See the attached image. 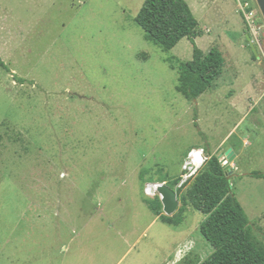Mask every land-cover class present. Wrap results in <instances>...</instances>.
Returning a JSON list of instances; mask_svg holds the SVG:
<instances>
[{
    "label": "rangeland",
    "instance_id": "obj_1",
    "mask_svg": "<svg viewBox=\"0 0 264 264\" xmlns=\"http://www.w3.org/2000/svg\"><path fill=\"white\" fill-rule=\"evenodd\" d=\"M146 0H0V264H200L208 215L182 200L188 152L240 147L232 191L264 242V17L256 0H186L224 70L197 101L135 18ZM250 16V23L245 15ZM248 35L257 47L254 55ZM26 80L19 83L14 76ZM207 155V153H206ZM180 206L164 224L148 184ZM162 214L165 215L162 210ZM167 216V215H165ZM157 217V218H156Z\"/></svg>",
    "mask_w": 264,
    "mask_h": 264
},
{
    "label": "trees",
    "instance_id": "obj_2",
    "mask_svg": "<svg viewBox=\"0 0 264 264\" xmlns=\"http://www.w3.org/2000/svg\"><path fill=\"white\" fill-rule=\"evenodd\" d=\"M135 22L143 29L145 39L165 52L172 51L183 39L191 42L193 58L190 61L183 62L175 57L167 60L171 69L178 71L176 91L185 99L197 101L223 72L221 54L215 48L206 53L198 46L199 21L186 0H146ZM0 68L11 72L1 56ZM14 78L19 83L26 82L16 75ZM206 153L205 165L182 196L184 202L208 215L200 231L214 252L200 264H264V242L255 234L246 210L234 195L220 159L208 147ZM251 176L264 178L260 172H253ZM155 201L150 203V209L164 224H182L181 219L162 214L160 198Z\"/></svg>",
    "mask_w": 264,
    "mask_h": 264
},
{
    "label": "built area",
    "instance_id": "obj_3",
    "mask_svg": "<svg viewBox=\"0 0 264 264\" xmlns=\"http://www.w3.org/2000/svg\"><path fill=\"white\" fill-rule=\"evenodd\" d=\"M242 5V9L245 12L247 9H250V4L248 2H243V0H239ZM247 21L250 23V16L245 15ZM262 57L264 58V52H262ZM207 155L205 149L203 147H197L191 149L183 163L182 172L179 178L178 187H184L186 185H190L193 180L197 177L202 167L205 165L207 161ZM160 184H148L146 187V194L149 196H157L158 188Z\"/></svg>",
    "mask_w": 264,
    "mask_h": 264
},
{
    "label": "water",
    "instance_id": "obj_4",
    "mask_svg": "<svg viewBox=\"0 0 264 264\" xmlns=\"http://www.w3.org/2000/svg\"><path fill=\"white\" fill-rule=\"evenodd\" d=\"M256 1L259 5L260 10H261L263 17H264V0H256ZM247 37H248V40L250 42V45L253 49L255 56L260 59L259 51H258L257 47L255 46L253 39L251 38L250 35H248ZM218 158L220 159L222 165L224 166V170L227 172V174L228 175H229V173L232 174L233 169H232L231 162H233L236 158L233 150L232 149L228 150L226 152L225 156L220 155V156H218ZM158 193H159L162 205H163V211H164L165 215H167V216L173 215L178 210V208L180 206V202L178 199L177 192L174 189H172L171 187H169L167 184L163 183V184L159 185Z\"/></svg>",
    "mask_w": 264,
    "mask_h": 264
},
{
    "label": "crops",
    "instance_id": "obj_5",
    "mask_svg": "<svg viewBox=\"0 0 264 264\" xmlns=\"http://www.w3.org/2000/svg\"><path fill=\"white\" fill-rule=\"evenodd\" d=\"M206 1V4H208V6H214V7H217V8H220L219 7V3L221 4L220 0H205ZM221 150V149H220ZM220 150L217 152L216 156H218V153L220 152ZM232 150L233 152L235 153V160H234V169H237L238 168V165L236 163V160L240 157V154L242 153L240 151V147H232ZM213 155H215V153L213 152L212 153ZM220 156V155H219ZM222 156V155H221ZM225 156V155H224ZM239 156V157H238ZM233 169V168H232ZM157 218V217H156Z\"/></svg>",
    "mask_w": 264,
    "mask_h": 264
}]
</instances>
